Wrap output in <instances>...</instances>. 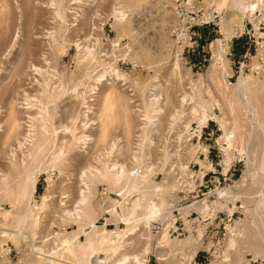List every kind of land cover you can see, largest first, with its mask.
<instances>
[{
    "label": "rangeland",
    "instance_id": "1",
    "mask_svg": "<svg viewBox=\"0 0 264 264\" xmlns=\"http://www.w3.org/2000/svg\"><path fill=\"white\" fill-rule=\"evenodd\" d=\"M177 24L178 35L192 25L191 47L175 49ZM12 114L21 134L8 129ZM0 123V226H21L49 252L69 235L74 250L87 236L124 245L109 264H264V0H0ZM28 129L38 146L22 140ZM223 159L234 167L217 184ZM118 164L142 166L131 192ZM191 173L203 177L194 192ZM15 236L0 229V264H41Z\"/></svg>",
    "mask_w": 264,
    "mask_h": 264
},
{
    "label": "bare ground",
    "instance_id": "2",
    "mask_svg": "<svg viewBox=\"0 0 264 264\" xmlns=\"http://www.w3.org/2000/svg\"><path fill=\"white\" fill-rule=\"evenodd\" d=\"M236 2V1H235ZM237 2H239V1H237ZM115 10V9H114ZM120 11V10H119ZM118 11V13H121V12H119ZM117 12V11H116ZM124 14V13H123ZM53 38V37H52ZM51 38V39H52ZM52 40H54V39H52ZM33 68H34V70L35 69H38L37 67H35V66H33ZM39 70V69H38ZM37 71V70H36ZM39 72V71H38ZM115 73L117 74V75H120V74H118V72L115 70ZM240 82H241V80L239 79V81H238V83H237V85L239 86V84H240ZM153 92H152V94H153V96H152V100H155V101H158L159 99H161L160 98V95H159V93H158V95L157 94H154V91H156V86H154L153 87ZM243 90V89H242ZM241 90V91H242ZM26 94V93H25ZM242 94V93H241ZM240 94V95H241ZM100 96V95H99ZM162 97V96H161ZM28 98V97H27ZM30 98V97H29ZM100 98V97H99ZM238 98V97H237ZM251 97H250V94L246 91V90H244L243 91V95H242V98L240 97V99H239V103H242V106L245 108V110H250V108H251V99H250ZM35 100V99H34ZM103 102V101H102ZM164 102V101H163ZM31 103V102H30ZM39 103V102H38ZM82 103H83V101H82ZM36 104V103H35ZM35 104H33V105H35ZM46 105V104H45ZM30 106V105H29ZM39 106H40V104H39ZM42 106V105H41ZM27 107V106H26ZM31 107V106H30ZM34 106H32V108H33ZM46 107V106H45ZM41 108V107H40ZM45 109V108H44ZM252 109V108H251ZM46 110H48L47 109V107H46ZM153 111H154V113L152 112V115H150L147 119H148V123H150V124H152V126L154 125V126H156L155 124H157L158 125V121H157V116H158V113H159V111H160V107H155V108H153L152 109ZM45 111V110H44ZM11 112H12V110H11ZM46 112H48V117H49V111H46ZM93 112V111H92ZM101 112V111H100ZM174 112H175V109H174ZM13 113V112H12ZM47 114V113H46ZM175 114H176V112H175ZM250 114V113H249ZM253 114V113H252ZM44 115V114H43ZM255 115V114H254ZM253 115V116H254ZM34 116V115H33ZM148 116V115H147ZM252 116V115H251ZM250 116V117H251ZM253 116H252V119H253ZM31 117V116H30ZM29 117V118H30ZM35 117V116H34ZM46 116H44V118H45ZM51 117V116H50ZM49 117V118H50ZM32 118V117H31ZM38 118H41V117H38ZM43 118V117H42ZM41 118V119H42ZM99 118V117H98ZM35 119L36 118H34V121H35ZM45 119H47V118H45ZM50 119H52V118H50ZM49 119V120H50ZM100 119V118H99ZM146 119V118H145ZM20 119H19V117L16 115V114H12V115H9V119H8V122H9V131H14V132H16V133H18V134H21V133H19V130H20V128H21V123H20V121H19ZM32 120V119H31ZM39 120V119H38ZM44 120V119H43ZM43 120H41L40 122H41V124L39 123V128H37V131L38 132H40V134H43V133H46V127H45V124L44 123H42L43 122ZM98 120V119H97ZM254 120V119H253ZM37 121V120H36ZM94 121V120H93ZM93 121H91V122H93ZM100 121V120H99ZM157 121V122H156ZM39 122V121H38ZM38 122H37V124H38ZM49 122V121H48ZM101 122V121H100ZM94 123V122H93ZM97 123V122H96ZM95 123V124H96ZM99 123V122H98ZM161 123V122H160ZM253 123H255V122H253ZM1 124L2 123H0V131L2 130V126H1ZM142 124V123H141ZM149 124V125H150ZM49 125H50V123H49ZM51 125H52V123H51ZM100 125V124H99ZM98 125V127H100V128H98V131H99V134H100V131H102V133H103V135H104V129H103V125H101V126H99ZM161 125V124H160ZM236 125V124H235ZM30 126H32V125H30ZM147 126V125H146ZM162 126V125H161ZM47 127H48V125H47ZM142 127H143V125H142ZM158 128H159V126H158ZM253 128V127H252ZM262 128V127H261ZM155 129H156V127H155ZM259 129V128H258ZM40 130V131H39ZM48 130V129H47ZM239 130V129H238ZM157 131V130H156ZM251 132H252V130H251ZM255 134H257L256 135V137L257 138H259V137H261L262 136V138L264 139V131H262L261 129L260 130H257V127H256V132H255ZM101 136V137H104V136ZM229 135V134H228ZM226 135L225 136V140L228 142L227 144H230L231 143V139H230V137L232 136V135ZM97 136H99V135H97ZM100 136L98 137V138H100ZM27 137H30V140L29 141H31L32 142V144H33V147H34V145L35 146H38V139H35L34 137H33V135L31 134V132H30V129H28V131H27V133H26V136L22 139V140H26L27 141ZM36 137V136H35ZM54 138V137H53ZM102 138H100V140H101ZM253 139V138H252ZM22 140H20V138L17 136V137H15V143H16V146H17V148H19L20 146H21V144H22ZM89 140V139H88ZM91 141V140H90ZM250 141V140H249ZM262 141H264V140H262ZM259 142V141H258ZM149 143H151V142H149ZM247 143V142H246ZM264 144V143H263ZM231 145V144H230ZM241 145V144H240ZM248 145V144H247ZM151 145H149L148 144V146L147 147H150ZM32 147V148H33ZM11 149V148H10ZM147 149V148H146ZM247 149H248V147H247ZM11 151V154H12V156L13 155H15V152H14V150H10ZM254 152V151H253ZM246 153V152H245ZM247 154L248 153H246V156H247ZM251 155V154H250ZM249 155V156H250ZM133 157L135 158L136 156L135 155H133ZM253 157V156H252ZM247 159H250V158H247ZM253 159V158H252ZM223 162H224V170H226L230 165H229V162H228V160H224L223 159ZM123 166L124 165H122V164H118V169H117V173H115L116 174V178H117V180H119L120 178H122L123 177V175H124V169H125V167L123 168ZM140 167H142L141 165H140ZM140 167H138V169H139V171H140ZM134 170H136V168L134 169ZM134 170H132V171H130V172H125V173H127V178H126V185H125V189H126V193H128L129 191L131 192V190H133V188H135V186H136V183L134 182V176H137V175H139L140 173H139V171L138 172H136V173H132ZM184 170V169H183ZM142 172V171H141ZM139 173V174H138ZM141 174H144V173H141ZM140 174V175H141ZM145 175V174H144ZM143 176V175H142ZM119 178V179H118ZM135 180H136V178H135ZM35 182H36V176H35V173H33L32 175H30L29 176V191H30V194L32 195V193L34 192V190H35ZM148 183V182H147ZM147 183H146V185H147ZM139 184V183H138ZM140 185V184H139ZM145 185V186H146ZM147 187V186H146ZM141 190L142 189H144V188H140ZM139 190V189H138ZM146 190V189H145ZM140 191V190H139ZM147 191V190H146ZM84 193V191L81 189V190H79V192H78V198H77V201H76V203L78 204V205H81V206H83L84 204H85V195L83 194ZM148 193V192H147ZM126 195V194H125ZM138 195V194H137ZM139 198L140 197H134L133 199H131L128 203H127V206L125 207V209H124V214H123V220L125 221V223L128 225L129 223H130V221H132L131 219H132V217H133V215H134V213H135V210H136V208H138V206L140 205V201H139ZM142 200V199H141ZM147 200H148V198H147ZM155 202V201H154ZM152 200H151V198L148 200V205H147V207L146 208H148V211H149V216H153V215H155V214H159L160 213V210H159V207H158V205L156 206V204L154 203ZM12 205H14V204H12ZM29 209H28V207H26V211H25V214L23 215V217H22V219H21V222H25V219H26V212L28 211ZM74 210V209H73ZM164 210V209H163ZM70 211V210H69ZM69 211H65L66 213L68 212L69 213ZM163 212H167L166 211V209L163 211ZM28 213V212H27ZM81 213H82V210H80V209H77L76 210V216H77V218H80V216H81ZM148 216V217H149ZM146 217V216H145ZM22 223V224H23ZM95 226V224L94 223H92V227H94ZM21 227V226H20ZM18 228V229H6V228H4L3 226H0V229H2L4 232L5 231H7V232H10V233H14L17 237H20L21 239L23 238V239H25V240H27V242H28V244L30 245L29 247H30V254H32V256L34 257V260L36 261V263H37V261L39 262V263H41V264H52V263H60V264H66V263H71L72 261L70 260V259H67L65 256L66 255H64L63 254V252L64 251H67L70 255H72L73 257H74V264H109V262H110V255H109V253L111 252V251H113V252H115V251H118V249H120V247L121 246H124V245H120V244H112V243H108L109 244V246H107L108 248H104V246H103V241H105L106 240V238L105 239H102V238H100L101 240H103L102 241V243L101 242H99L100 244H98V242L96 241V240H94V238H93V240L90 238V236H87L86 238H87V240H86V242L84 243V244H78L77 246H75L76 248V250H74V246L71 244V239H72V236H68V241L67 240H65V239H61L62 241V244H64V246H65V248H64V251L63 252H59L58 250L57 251H54V250H51L50 252L49 251H47V250H45V248H44V246L41 244V242L38 240V242H36L37 241V237H36V235H34L33 233L32 234H29V233H27V232H24V231H22V227L21 228ZM133 228V227H132ZM132 228H128L127 230H125V232L122 234V235H124L125 234V236H122L121 238H123L124 239V237H126L127 238V236H128V234H131V232H128V230L130 229V230H132ZM258 227H255V231H256V229H257ZM129 230V231H130ZM134 231V230H133ZM97 232V231H96ZM102 232V231H101ZM104 232V231H103ZM120 232V231H119ZM119 232H114L116 235H118L119 234ZM88 233V230L87 231H85L84 232V234H87ZM95 233V232H94ZM100 233V232H99ZM113 233V232H112ZM113 233V234H114ZM256 233H257V231H256ZM259 233V232H258ZM105 234V233H104ZM90 235V234H89ZM108 235V234H107ZM120 235V234H119ZM258 235V234H257ZM16 236H15V238H16ZM105 236V235H104ZM109 236H113V235H111V233L109 234ZM259 236H260V234H259ZM258 236V237H259ZM65 237V236H64ZM75 237V236H74ZM73 237V238H74ZM67 239V238H66ZM100 239H99V241H100ZM119 239V238H118ZM36 240V241H35ZM40 240H42L43 241V239H42V237L40 236ZM121 240V242L122 241H124V240H122V239H120ZM248 240V239H247ZM130 241V240H129ZM109 242V241H108ZM114 242V241H113ZM124 242H126V241H124ZM128 242V241H127ZM131 242V241H130ZM123 244H125V243H123ZM127 244V243H126ZM75 245V244H74ZM107 245V244H106ZM127 245H130V243H128ZM126 245V246H127ZM102 249H105L104 250V252L102 253L101 252V250ZM62 251V250H61ZM75 252H77V255H76V253ZM123 254V253H122ZM128 255V254H127ZM124 256V258H123V260H122V263H124V262H126V261H128V259H129V256ZM131 257V260H132V262H139V259H138V257H137V254L136 253H132V255L130 256ZM69 258V257H68ZM122 259V258H121Z\"/></svg>",
    "mask_w": 264,
    "mask_h": 264
},
{
    "label": "built area",
    "instance_id": "3",
    "mask_svg": "<svg viewBox=\"0 0 264 264\" xmlns=\"http://www.w3.org/2000/svg\"><path fill=\"white\" fill-rule=\"evenodd\" d=\"M181 7H182V3H178L177 5L175 4V6H174L175 12H178ZM191 28H192L191 24L187 25L186 27H184V25H183L182 26V31L183 32H182L181 35H178L179 31H180V28H179L178 24L174 26L173 33L175 34V37H176L175 38V49L183 50L185 47H191L193 45L195 40H194L192 32L190 31ZM223 163L222 164H220V163L217 164L219 166L218 171H216V173H215V174H217L215 176V178H216L215 180L217 181V184H220V181L222 179H224L226 174L232 169V167H234V165H230L226 170H224ZM138 171H139V169L136 168V170H134L132 173H136ZM189 179L191 181V184L185 186V189H188V187H192L189 190L190 192H194L197 188H199L200 186L203 185V177L202 178H198L197 175L194 174V173L190 174ZM175 222L176 221H174V224H175ZM170 228L172 229V232H175L177 230V227L174 228L173 225H171ZM250 262H254V261L252 259H249L248 264Z\"/></svg>",
    "mask_w": 264,
    "mask_h": 264
}]
</instances>
